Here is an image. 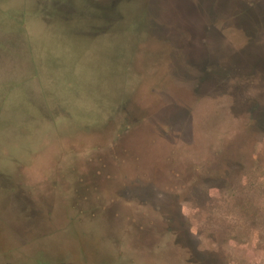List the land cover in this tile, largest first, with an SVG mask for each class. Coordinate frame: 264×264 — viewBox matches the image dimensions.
<instances>
[{"label":"rangeland","instance_id":"1","mask_svg":"<svg viewBox=\"0 0 264 264\" xmlns=\"http://www.w3.org/2000/svg\"><path fill=\"white\" fill-rule=\"evenodd\" d=\"M81 2L0 0V264H264V0Z\"/></svg>","mask_w":264,"mask_h":264},{"label":"water","instance_id":"2","mask_svg":"<svg viewBox=\"0 0 264 264\" xmlns=\"http://www.w3.org/2000/svg\"><path fill=\"white\" fill-rule=\"evenodd\" d=\"M76 2H79V0H75ZM85 2V1H84ZM81 4H82V2H81V0H80V4H76L78 7H81Z\"/></svg>","mask_w":264,"mask_h":264},{"label":"trees","instance_id":"3","mask_svg":"<svg viewBox=\"0 0 264 264\" xmlns=\"http://www.w3.org/2000/svg\"><path fill=\"white\" fill-rule=\"evenodd\" d=\"M93 87H94V86H93ZM123 98H124V97H123ZM123 98H121L120 101L125 100V99H123Z\"/></svg>","mask_w":264,"mask_h":264},{"label":"flooded vegetation","instance_id":"4","mask_svg":"<svg viewBox=\"0 0 264 264\" xmlns=\"http://www.w3.org/2000/svg\"><path fill=\"white\" fill-rule=\"evenodd\" d=\"M154 226V225H153ZM155 227V226H154Z\"/></svg>","mask_w":264,"mask_h":264}]
</instances>
